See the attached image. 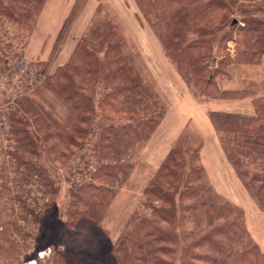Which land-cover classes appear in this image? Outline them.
Instances as JSON below:
<instances>
[{"label": "rangeland", "instance_id": "1", "mask_svg": "<svg viewBox=\"0 0 264 264\" xmlns=\"http://www.w3.org/2000/svg\"><path fill=\"white\" fill-rule=\"evenodd\" d=\"M73 1L0 0V264H239L247 249L263 253L264 191L250 176L264 178V152L243 155L250 176H240L209 114H253L252 99L264 97V0H219L230 9L224 25L200 22L216 0H162L174 3L162 17L174 11L186 21L182 54L198 68L191 81L151 23L160 12L145 17L136 0ZM59 67L69 96L51 90ZM204 78L219 92L198 84ZM124 87L132 90L112 102L108 94ZM201 88L244 97H207ZM17 95L45 117L31 129L35 156L14 147L6 126ZM50 112L73 136V126L87 131L59 161L50 152L56 140L44 135L55 130ZM204 143L216 156L221 149L223 173L210 172ZM168 148L181 153L174 181L163 177ZM108 163L123 169L110 183L113 200L99 234L81 238L86 229L72 228L68 216L74 184L99 183L91 174Z\"/></svg>", "mask_w": 264, "mask_h": 264}, {"label": "trees", "instance_id": "2", "mask_svg": "<svg viewBox=\"0 0 264 264\" xmlns=\"http://www.w3.org/2000/svg\"><path fill=\"white\" fill-rule=\"evenodd\" d=\"M36 1V0H35ZM141 12L145 15V17L149 14L154 12H160L159 15L156 14L158 18L155 21H150L152 25L155 27V30L158 31L159 37L164 45V48L167 54L170 57L174 58L176 63L178 64L179 70L181 75L187 81H191L194 78V71H198V68L193 67L192 61L183 56V52L188 50L185 41L181 40L183 36V28H179V25H185L186 21L180 20L177 15L172 11L167 17H162V13L166 12L165 10H169V8L174 7V3H164L162 4V0H136ZM209 7L205 6V9L213 10L214 13L212 17L209 18H202L200 22L204 24L210 23H220V25H224V23H228V5L225 2H221L219 0L210 2ZM167 10V11H168ZM173 10V9H170ZM231 12V11H230ZM68 19V18H67ZM66 19V20H67ZM212 21V22H210ZM66 22V21H65ZM65 22L62 26L61 31L65 28ZM176 22L178 24L176 25ZM257 24V22H254ZM252 30V29H250ZM61 33V32H60ZM256 36L257 43H260L259 35ZM183 41V42H182ZM195 41V43H197ZM183 44V45H182ZM185 45V46H184ZM183 46V47H182ZM262 48V46H261ZM4 53V52H3ZM7 58V57H6ZM5 58V59H6ZM8 60V59H7ZM9 62V61H8ZM41 63V61L39 62ZM42 65V64H40ZM42 70V69H41ZM45 70V69H44ZM42 71H38L40 73ZM43 73V72H42ZM44 74V73H43ZM59 76H65V71L63 67H59L56 72L50 74L48 78H50V87L51 90L54 92L59 93L60 95L64 96V93L67 91L64 88L63 84L61 85L58 82ZM201 80V79H200ZM212 80L204 78L201 81L198 80V84L203 83L205 88L207 89L208 86H212L213 90L219 92L216 88V85H212ZM202 89V94L207 97L213 98H223V99H232V98H239L243 99L244 95L242 92L239 91H227L222 92L223 95L214 96L212 93L208 94L204 92ZM132 89L129 87H124L120 89H116L109 93V97H111L112 102L117 103L119 99L125 96V94L129 93ZM211 92V91H210ZM67 93V92H66ZM239 94V95H238ZM69 96V93H67ZM230 95L235 97H230ZM239 97H238V96ZM15 98V104L11 106L10 111L8 112V121L6 126L12 136L15 137V148H19L25 151V154L34 155L37 154L38 148L34 145L35 140L37 139L36 136L32 133L31 129L39 126L38 121L42 120L44 116L40 113V109L35 108V104H30L31 108H22L24 104H26V98L23 96ZM254 113L253 114H245L239 111H228V110H211L209 117L212 123L213 128L221 135L222 140H224V145L226 148L229 149V159L233 163L236 172L242 176L244 173L247 176H250L248 173V169L244 171L243 167L245 166L246 161L243 159V155H249L252 152H264V97L252 99ZM34 106V107H33ZM27 113H30L27 114ZM26 115V116H25ZM30 116V117H28ZM45 118V117H44ZM84 121V120H82ZM54 130L53 133H45L44 135L48 137L50 135V139H55L56 142L54 147L56 146L55 150L54 147H51V151H54L56 154L53 158V161H59L60 159L64 158L66 154L63 151L70 150L71 147H80V145L76 142L77 136L81 134L87 133V131L82 130L79 127H72V133L70 130H65L64 128L60 127L59 122L53 117L52 113L50 112V131ZM106 139V138H104ZM24 141L25 144L22 145L21 142ZM63 146V148L61 147ZM235 145V147L233 146ZM27 146L30 149H27ZM107 147L108 146H103ZM232 150L230 151V148ZM61 148L63 150H59ZM242 149V150H241ZM249 149V152L247 151ZM226 150V149H225ZM244 150V151H243ZM107 155H111V152ZM181 157V153L177 149H171L168 153L167 157L165 158L162 164V170L166 171L167 173L163 177H169L170 179L174 178L173 181L176 179L175 171L171 169V167H175L177 160ZM97 174H91V178L97 179L99 183L94 182H83L84 179L81 180L80 184L77 182L74 184L75 189L72 192V202L70 206V210L68 211V216L71 219V226L72 228H79L84 227L86 230H83V233L78 234L79 237L83 238V236L89 235L94 236L99 234L96 230L102 229V222L106 215V211L113 200V189L112 185L110 184L111 181L116 179V172H123V169L114 163H108L104 165H98V168L95 169ZM41 172V170H38ZM30 178L34 177L29 174ZM27 176V177H29ZM46 184V187L50 188L48 192L50 195H54L57 192L55 188L56 182L51 179ZM158 176H160L158 174ZM77 179V178H76ZM79 179V178H78ZM251 181H255L259 184L258 188L260 189L259 192L264 191V178L260 177L257 174H252L250 176ZM28 182L30 180L27 178ZM49 180V179H48ZM172 185V183H170ZM21 185L19 184V188ZM161 192V191H160ZM162 193V192H161ZM40 204V203H39ZM38 205V204H37ZM25 211L31 216H34L37 220L38 214L35 213L33 209L25 208ZM39 213V212H38ZM85 223L90 225L89 227L85 226ZM257 247V248H256ZM239 264H264V252L258 251V246H254L253 248L247 249L244 253L239 255L238 258Z\"/></svg>", "mask_w": 264, "mask_h": 264}, {"label": "crops", "instance_id": "3", "mask_svg": "<svg viewBox=\"0 0 264 264\" xmlns=\"http://www.w3.org/2000/svg\"><path fill=\"white\" fill-rule=\"evenodd\" d=\"M53 0H50V3L52 2ZM74 2H75V0L72 2L73 4H74ZM52 13L50 12V15H51ZM67 15L66 14H64L63 16H60V18H63V19H65V17H66ZM60 26L61 25H58L57 26V28H54V30H58V29H60ZM50 28H52V26H51V23H50ZM219 145H220V143H219ZM219 145H217V147H218V149H219ZM221 147H222V145H221ZM169 152V148L166 150V152H165V155H167V153ZM204 154L206 155V163H209V164H211V168H210V172L211 173H213V174H215V173H217V172H219L220 171V173H223V170L226 168L225 166L223 167V168H218V166L216 165L217 163H221L223 160H222V158H223V156H222V151H221V149H219V151H218V155L216 156L215 155V153H213V152H211L210 151V149H209V144L208 143H204ZM165 157H163L162 158V160L164 159ZM162 160H161V162H162ZM220 160H221V162H220ZM160 162V163H161ZM157 163V162H156ZM155 163V164H156ZM219 165V164H218ZM230 170H229V168H227V173H226V177H225V179H230ZM229 177V178H228ZM222 178V177H221ZM214 180V184H217L218 185V182H217V179H213ZM222 180H223V178H222ZM216 185V186H217ZM218 187H220V186H218ZM218 187H216L217 189H218ZM257 238V237H256ZM259 241V240H258ZM260 244L262 245V247L264 248V238L260 241Z\"/></svg>", "mask_w": 264, "mask_h": 264}]
</instances>
